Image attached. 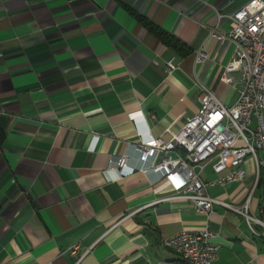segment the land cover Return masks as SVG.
Here are the masks:
<instances>
[{
  "label": "crops",
  "instance_id": "0c3cea01",
  "mask_svg": "<svg viewBox=\"0 0 264 264\" xmlns=\"http://www.w3.org/2000/svg\"><path fill=\"white\" fill-rule=\"evenodd\" d=\"M247 1L0 0V264L179 261L162 238L206 221L218 245L212 264H264V233L243 215L215 203L206 218L185 201L153 202L169 192L166 181L119 177L108 164L122 153L137 164L139 134L171 139L197 111L200 84L234 102L236 86L220 75L237 48L208 28L215 12ZM130 11L190 52L163 44ZM230 26L224 15L217 21L218 30ZM242 166L243 180L206 192L237 207L247 200L246 212L264 218V165L251 191L253 162ZM200 176L215 174L206 165Z\"/></svg>",
  "mask_w": 264,
  "mask_h": 264
},
{
  "label": "built area",
  "instance_id": "2783aa9c",
  "mask_svg": "<svg viewBox=\"0 0 264 264\" xmlns=\"http://www.w3.org/2000/svg\"><path fill=\"white\" fill-rule=\"evenodd\" d=\"M222 15L231 20L228 30L217 29V21ZM208 33L216 39L232 41L237 48V57L224 65L220 75L222 82L236 86L238 94L234 102L230 105L222 103L212 90L200 84L197 111L172 133L171 139L163 141L148 132L139 134L138 141L131 143L137 164L127 163V153L109 157L108 164L119 177L138 171L152 176L150 183L153 178L166 181L169 192L156 197L153 202L185 201L206 218L213 204H220L243 215L253 234H262L264 218L246 212L247 200L239 207L232 206L209 196L206 187H223L243 180L245 169L242 164L248 157L255 168L251 191L256 186L258 170L264 165V0H249L230 14L215 12V24L208 28ZM201 57L202 53L198 51L196 58ZM173 68L171 61H166V72ZM206 165H210L215 177L202 180L200 174ZM252 224H258L261 232ZM211 237L207 221L202 228L180 229L164 236L162 244L175 252L179 261L159 264H212L217 257L218 245ZM77 246H69V253L74 255Z\"/></svg>",
  "mask_w": 264,
  "mask_h": 264
},
{
  "label": "trees",
  "instance_id": "16d2710c",
  "mask_svg": "<svg viewBox=\"0 0 264 264\" xmlns=\"http://www.w3.org/2000/svg\"><path fill=\"white\" fill-rule=\"evenodd\" d=\"M130 13L135 17L139 24H141L147 31L152 33L157 39H159V41H161L166 46L172 48L180 55H185L190 52L189 47L184 42L179 40L171 33L164 31L159 25L155 24L150 19H147L140 14L134 13L133 11H130ZM1 138L2 132L0 130V140ZM262 209H264V207H262Z\"/></svg>",
  "mask_w": 264,
  "mask_h": 264
}]
</instances>
